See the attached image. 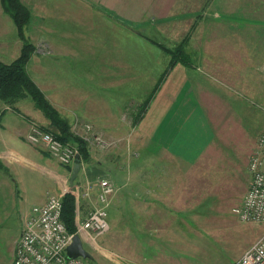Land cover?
I'll use <instances>...</instances> for the list:
<instances>
[{"label":"crops","instance_id":"crops-1","mask_svg":"<svg viewBox=\"0 0 264 264\" xmlns=\"http://www.w3.org/2000/svg\"><path fill=\"white\" fill-rule=\"evenodd\" d=\"M20 1L30 11V20L24 27V33L26 28L25 35L32 39L36 47L34 51L37 52L38 45L43 42L44 49L60 54L59 61L39 62L33 53L26 64L31 79L39 88L42 85L40 89L60 115L72 121V127H76L79 132L84 130V125H88L99 132L109 133L114 141L115 134H122V138H125L131 131H136L140 140H143L140 151L154 153L134 174L129 172L128 165L106 164L107 179L114 184L116 191L107 208L110 227L104 234L107 238L111 231V240H106L109 245L148 246L144 253L146 260H158L159 264H164L162 245L177 242L182 228L179 218L183 217H179V214H186V221H182L187 226V214L194 213L195 198L203 192V185L199 182L205 174L202 172L204 163L211 161L219 170L220 166L226 164V158L236 157L234 149L243 147L247 177L241 201L249 187L251 174L248 162L257 145L254 147V135H248L244 124L247 121L251 125L256 105L264 109V26L225 28L217 16L207 19L209 14L206 11L211 9L212 3H216L214 0ZM216 1L222 6L226 4L225 0ZM8 19L12 21L0 2L1 41H7L5 33L12 32V27L16 29L13 21L14 26H9ZM116 20L127 23L121 28L124 39L119 45L120 49H117L122 52L123 60L117 61L113 34ZM150 20H156V29L162 36L170 38L171 45H165L167 47L180 42L190 32L186 49L191 55L192 65L178 62L159 85L156 80V86L150 94L152 97L139 121L134 124L127 119L124 105L126 97L131 94L129 69L134 65L131 53L136 58L138 52L132 51L127 37L131 35V24L140 26ZM193 22L197 24L190 31ZM139 33V36H144L141 30ZM14 43L18 50L16 58L20 46L18 40ZM154 47L163 54L160 79L169 56L157 46ZM96 48L107 53V59L95 64L83 63L81 54L93 52ZM64 57L71 60H61ZM77 69L106 71L101 77H94L91 73L88 79L95 81L91 80L92 87L84 90L73 73ZM24 101L14 104L17 108L13 110L6 106L8 109L0 114V167L6 173L9 172L11 177L7 183L1 180L0 186L10 187L14 206L21 208L20 204H29L27 210L21 212L23 221L32 206L45 203L49 194H63L71 188L67 181L68 166L57 163L43 148L21 141H27L26 134L32 120L43 118L31 102ZM41 124L45 125L43 121ZM263 131L264 125L256 135L255 144ZM8 156L21 162L30 173L33 172L31 166L41 170L42 183L30 174L37 183L27 185L26 178L19 171H11ZM32 157L38 161L32 160ZM92 158L81 162L78 178L84 175L93 178L88 173L90 168L102 164ZM196 168L200 172L193 177ZM28 188L35 189L32 197L29 194L31 189ZM94 191L96 194V185ZM82 203L84 208V200ZM88 210L80 212L79 221L84 219ZM104 234L95 240L84 232L80 237L82 242L96 245L99 254L111 255L113 260L124 264L125 258L115 251L104 252L97 241ZM169 260L174 261V258L171 256Z\"/></svg>","mask_w":264,"mask_h":264},{"label":"rangeland","instance_id":"rangeland-1","mask_svg":"<svg viewBox=\"0 0 264 264\" xmlns=\"http://www.w3.org/2000/svg\"><path fill=\"white\" fill-rule=\"evenodd\" d=\"M214 1L216 3H212L210 6L211 9L206 11V13L209 14L206 16L207 19H212L217 16V18L223 22L225 28H251L252 26H254V28H261L264 26V0H225V6L220 5L216 0ZM213 10H216V12ZM8 20L9 26H14L12 21L10 19ZM115 22L113 34L115 35L114 49L116 52L114 53V56L117 61L123 60L122 52L117 51V49H120L119 45L124 39L121 28L126 26L127 23L118 20ZM155 22L156 20L146 21V25L143 23L140 26L131 24V35L127 37L132 51L137 50L138 52L136 58L135 54L131 53L132 64L134 61V65L129 69V79L131 80L129 82V89L131 94L130 97H126L127 101L124 105V113L127 115V119H130V122H132L134 120L133 117L140 112L141 104L145 102V99L153 92L157 81H159L160 71H162L161 64H164L162 60L163 54L158 51V49H155V44L152 45L150 39L167 46L171 45L170 38L162 36L161 32L156 29L158 25L155 24ZM194 24L196 27L197 22L192 23V25ZM223 24L221 23V27ZM12 28V32L8 31L5 33L7 34L5 38L7 41H1L2 38L0 37V58L8 62L17 54L16 52L18 50L14 43L16 40H18L21 48V41L20 38L17 37L16 29L15 27ZM108 28H110V24ZM140 30L144 33L145 37L142 35L144 38L139 36L141 35L139 33ZM26 32L25 28V34ZM28 39L33 42L30 37ZM37 40L35 41L37 42ZM2 42L9 44L4 45ZM42 43L38 45V51L33 52L37 56V59L35 57L36 61H59L60 54L47 51L43 48ZM138 55H140V57ZM81 57L83 63L88 64L89 62L95 64L102 60H106L107 53H102L96 48L93 52H83ZM61 60L70 61L71 59L69 57H64ZM31 65L32 61L29 64V68H31ZM105 71L106 69H77L73 70V73L78 77L77 83H79L82 89L85 90L87 87H92L91 80L94 79H88L91 73L95 75L94 77H101ZM55 72H58V68ZM87 72L89 73L88 75ZM120 72H122V70H120ZM40 88H42V85ZM40 90L42 91V89ZM21 100H25V103L31 102L33 107L37 109L31 99L26 97L9 104L0 101V114L2 113L1 111L8 109L6 106H9V110L16 109V105H13ZM55 103L56 105L58 104V102ZM51 105L56 109L53 104ZM256 108L257 109L254 110V120L251 121V125L244 120L246 121L244 125L248 129V135L250 137L254 135V147H256V135L264 125V109L257 105ZM37 110L42 114L44 119L38 117L37 119L32 120V125L41 127L47 131L49 130L51 133L57 132L56 127L51 124L50 120L43 114V112L39 109ZM60 117L67 122L69 130L73 135L85 141L89 150V158L93 156L92 159H94V161L97 160L96 162H101L102 164H96L94 165L95 167L90 168L88 173L93 176L91 179L85 175L80 178L76 176L71 188H68L69 190L65 192H70L75 196L74 223L77 230L81 215L80 212L88 210L92 206V201L96 196L94 191L96 181L101 178H107L106 164L113 163L116 166L123 164L125 167L128 165L129 172L134 174L139 171L140 167L144 165L146 160L152 157L154 153L148 151L149 153L147 152V154H145L140 151L139 148L141 147V141L143 140H140L136 131H131L125 136V138H122V136H124L122 134H115L116 141H114L109 133L99 132L88 125H84V130L79 132L76 130V127H72V121H69L61 115ZM41 121H43L45 125H42ZM21 141L23 143L28 142L23 139H21ZM39 147L43 148L42 146ZM43 150L45 149L43 148ZM233 153H235L237 159L235 156H231L233 158H226V164L220 166L219 170H216L217 165L213 164L211 161L204 163V169H202V172L206 175L204 174L203 180L199 179V184L203 185L205 196L203 197V192L199 194L201 196H196L195 211L194 213L187 214V226L186 223H184V221H186V214H179V217H184V219L183 217L179 218L180 225H182L179 232L180 238L177 239V242L175 241V243L162 245V259L164 260V264L166 262V264H230L239 258L256 239L264 234L263 222H243L240 221L233 212L234 207L240 204L239 201H241V194L245 189L244 180L247 177L243 161L245 156L244 148L240 147L236 150L234 149ZM228 154L231 153L228 152ZM47 155L50 154L47 152ZM50 156L57 161L54 156ZM7 158L10 161L9 165L11 166V171H19V174L26 178L27 185H30V183H37V180L34 177H31L30 174L36 176L39 182L42 183L43 175L41 174V170L37 169V167L31 166L30 168H32L33 172L30 173L24 169L26 166L22 165L21 162L12 160L11 156H8ZM31 159L38 161L33 157ZM57 163L59 162L57 161ZM5 171L4 168L0 167V181L4 179L6 180L4 182L7 183V179H10L11 177L9 172L6 173ZM199 172V168L194 169L193 177H195L196 174L198 175ZM70 173L71 169L68 172L67 181H69ZM214 173L215 175H213ZM28 189H31L29 194L32 197L35 194V189ZM86 192L88 193V196L83 195ZM65 193L61 194V198ZM52 194L60 195L57 193ZM83 200L85 205L84 208L82 203ZM28 205V203L20 204L21 208L17 205L14 206V196L10 187L8 185L0 186V264L12 263L15 242L18 239L23 226L21 212L27 210ZM110 235L111 231L107 238L106 234H104V237L97 241L103 248L104 252L115 251L114 253H118L125 258V260H123L124 264H159L158 260H146V255L144 253L145 249L148 250V246L121 244L109 245V242L107 241L111 240ZM82 243L84 248L92 255L91 259H83V264H121L116 259L113 260L112 258L114 257L111 255L99 254L96 245L86 241ZM140 249L141 254H139ZM171 256L174 258V261L169 260ZM165 259L168 260L165 262Z\"/></svg>","mask_w":264,"mask_h":264},{"label":"built area","instance_id":"built-area-1","mask_svg":"<svg viewBox=\"0 0 264 264\" xmlns=\"http://www.w3.org/2000/svg\"><path fill=\"white\" fill-rule=\"evenodd\" d=\"M26 140L42 146L65 166L72 167L78 147L56 138L51 132L31 125ZM257 149L251 154L248 169L251 174L249 187L233 212L243 222L264 223V131L256 141ZM95 202L84 219L79 221L75 233H69L61 218V194H49L45 203L32 206L23 221L21 234L15 243L11 264H83L82 257H68L66 247L72 236L84 232L92 240L109 229L107 208L116 191L107 178L96 183ZM83 195L88 196V193ZM233 264H264V234L256 239Z\"/></svg>","mask_w":264,"mask_h":264},{"label":"trees","instance_id":"trees-1","mask_svg":"<svg viewBox=\"0 0 264 264\" xmlns=\"http://www.w3.org/2000/svg\"><path fill=\"white\" fill-rule=\"evenodd\" d=\"M0 2L3 11L8 14L14 22L18 37L21 41L20 53L16 58L10 62H3L0 60V101L9 104L19 99L29 97L35 107L42 111L43 114L50 120L51 124L56 127L57 132L52 134L61 141H69L76 144L81 162L88 161L89 150L85 141L70 132L67 122L60 117L58 111L50 104L44 93L34 83L26 70V64L35 50L34 44L25 36L24 33V27L30 20V11L21 3L20 0H0ZM194 26L195 24L192 25L190 31L194 28ZM189 36L190 32H188L180 42L174 44L172 47H167L162 43H158L150 39L153 44L157 45L169 56L167 67L162 72L158 85L162 78L176 63L179 62L187 66L192 65L191 55L186 49ZM151 97L152 95L141 104L140 112L133 117L134 124L139 121L140 115L145 110V107L149 103ZM69 169L71 168L69 167ZM74 217L75 196L68 192L62 196L61 218L69 233L76 232Z\"/></svg>","mask_w":264,"mask_h":264},{"label":"water","instance_id":"water-1","mask_svg":"<svg viewBox=\"0 0 264 264\" xmlns=\"http://www.w3.org/2000/svg\"><path fill=\"white\" fill-rule=\"evenodd\" d=\"M81 160L79 155L76 156L74 164L71 167V173L69 177V185L72 186L74 179L78 175L81 168ZM66 254L68 257H82L83 259H91L92 255L84 248L82 239L78 233L72 236L70 244L66 247Z\"/></svg>","mask_w":264,"mask_h":264}]
</instances>
